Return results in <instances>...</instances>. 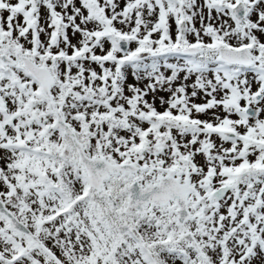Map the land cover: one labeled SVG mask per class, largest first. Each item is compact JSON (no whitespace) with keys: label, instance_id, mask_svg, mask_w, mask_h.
I'll use <instances>...</instances> for the list:
<instances>
[{"label":"snow or ice","instance_id":"snow-or-ice-1","mask_svg":"<svg viewBox=\"0 0 264 264\" xmlns=\"http://www.w3.org/2000/svg\"><path fill=\"white\" fill-rule=\"evenodd\" d=\"M0 264H264V0H0Z\"/></svg>","mask_w":264,"mask_h":264}]
</instances>
